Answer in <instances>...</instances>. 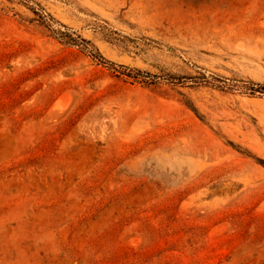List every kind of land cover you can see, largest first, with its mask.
I'll list each match as a JSON object with an SVG mask.
<instances>
[{"label": "rangeland", "instance_id": "1", "mask_svg": "<svg viewBox=\"0 0 264 264\" xmlns=\"http://www.w3.org/2000/svg\"><path fill=\"white\" fill-rule=\"evenodd\" d=\"M0 264H264V0H0Z\"/></svg>", "mask_w": 264, "mask_h": 264}, {"label": "bare ground", "instance_id": "2", "mask_svg": "<svg viewBox=\"0 0 264 264\" xmlns=\"http://www.w3.org/2000/svg\"><path fill=\"white\" fill-rule=\"evenodd\" d=\"M55 109H57L58 111L62 110L63 107H64V104H61V103H56L54 105ZM57 112V111H56Z\"/></svg>", "mask_w": 264, "mask_h": 264}]
</instances>
